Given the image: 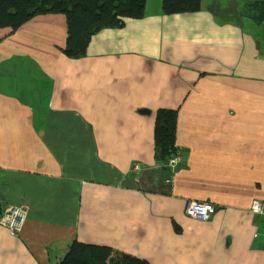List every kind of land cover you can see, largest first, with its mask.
Returning <instances> with one entry per match:
<instances>
[{
    "label": "crops",
    "instance_id": "0c3cea01",
    "mask_svg": "<svg viewBox=\"0 0 264 264\" xmlns=\"http://www.w3.org/2000/svg\"><path fill=\"white\" fill-rule=\"evenodd\" d=\"M233 1L253 0L175 15L147 0L79 59L61 52L63 15L0 29V216L26 212L19 232L0 225V264H56L72 241L149 264H264L249 212L264 200V24L229 17ZM159 109L177 110L171 173ZM189 201L215 212L190 219Z\"/></svg>",
    "mask_w": 264,
    "mask_h": 264
},
{
    "label": "trees",
    "instance_id": "16d2710c",
    "mask_svg": "<svg viewBox=\"0 0 264 264\" xmlns=\"http://www.w3.org/2000/svg\"><path fill=\"white\" fill-rule=\"evenodd\" d=\"M147 0H0V29L16 31L40 15L60 14L66 20V42L62 54L69 59L85 56L91 38L104 29H118L127 19H142ZM230 16L248 17L264 24V0H253L240 6ZM216 5V4H215ZM218 6V5H216ZM202 0H162L164 15L200 11ZM214 8V7H213ZM242 12V13H241ZM229 16V17H230ZM177 110L159 109L155 114V156L162 168L171 173L168 161L176 147ZM56 264H149L147 261L113 250L107 246L72 241Z\"/></svg>",
    "mask_w": 264,
    "mask_h": 264
},
{
    "label": "built area",
    "instance_id": "2783aa9c",
    "mask_svg": "<svg viewBox=\"0 0 264 264\" xmlns=\"http://www.w3.org/2000/svg\"><path fill=\"white\" fill-rule=\"evenodd\" d=\"M181 152L177 149L176 154L168 161V167L174 169L181 161ZM134 171H139L135 167ZM215 212L212 204L201 201H189L185 207V215L197 221H206ZM249 212L264 217V200H254L251 202ZM26 212L22 205L11 206L0 217V225L6 227L12 232H19L25 223Z\"/></svg>",
    "mask_w": 264,
    "mask_h": 264
},
{
    "label": "rangeland",
    "instance_id": "374dc122",
    "mask_svg": "<svg viewBox=\"0 0 264 264\" xmlns=\"http://www.w3.org/2000/svg\"><path fill=\"white\" fill-rule=\"evenodd\" d=\"M224 1H226V0H221V1L219 0V2L221 4V7L224 6ZM238 7H239V4L236 3L235 1H233V3L231 5H229V6H227L226 8H227V11L229 13H232L233 11H236L238 9ZM230 10H232V11H230ZM230 17H232V16H230Z\"/></svg>",
    "mask_w": 264,
    "mask_h": 264
},
{
    "label": "clouds",
    "instance_id": "9594fccd",
    "mask_svg": "<svg viewBox=\"0 0 264 264\" xmlns=\"http://www.w3.org/2000/svg\"><path fill=\"white\" fill-rule=\"evenodd\" d=\"M2 215V214H1ZM1 217V216H0Z\"/></svg>",
    "mask_w": 264,
    "mask_h": 264
}]
</instances>
